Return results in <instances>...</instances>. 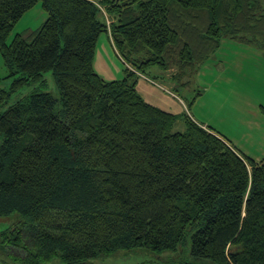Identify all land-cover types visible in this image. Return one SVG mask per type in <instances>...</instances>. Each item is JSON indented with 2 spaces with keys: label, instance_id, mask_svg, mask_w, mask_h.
Here are the masks:
<instances>
[{
  "label": "trees",
  "instance_id": "1",
  "mask_svg": "<svg viewBox=\"0 0 264 264\" xmlns=\"http://www.w3.org/2000/svg\"><path fill=\"white\" fill-rule=\"evenodd\" d=\"M39 1L40 29L8 43ZM103 32L126 63L122 79L95 68ZM225 38L264 50V0H0V52L18 75L0 106L49 70L60 90L0 111V216L15 218L0 252L20 264H87L183 248L184 264H264V157L136 87L150 67L180 79ZM180 115L187 128L172 131Z\"/></svg>",
  "mask_w": 264,
  "mask_h": 264
},
{
  "label": "rangeland",
  "instance_id": "2",
  "mask_svg": "<svg viewBox=\"0 0 264 264\" xmlns=\"http://www.w3.org/2000/svg\"><path fill=\"white\" fill-rule=\"evenodd\" d=\"M102 11L103 18L107 23H111L112 17L107 14L105 8ZM46 18L47 12L39 1L15 24L8 37V43L17 34H22L25 38H29L32 33L34 35ZM95 66L98 72L109 80L122 79L126 74V63L117 53L107 32H103L98 38ZM156 69L150 67L147 75L151 76V71H160L164 72L162 75H165V78L152 79L151 82L139 76V73L137 76L136 87L138 83L142 91L145 85L150 87L146 93L148 101L153 103L151 98L160 100L164 104L158 103L159 106L177 114L187 112L193 120L203 121L218 130L236 148L253 159L260 161L264 157V50L258 45L225 38L220 48L204 65L188 71L177 80L171 79L172 74L177 72L176 68L171 67L166 71ZM16 76L10 75L0 52V92L9 91ZM43 79V82H31L12 92L0 106V111L3 112L34 91H48L54 97H59L60 90L53 71H46ZM183 82L186 83L185 86L180 85ZM175 86L177 88H174ZM186 128L180 115L171 130L185 131ZM1 142L0 134V145ZM14 222V217L0 216V242L4 240L3 234L8 232ZM183 250L180 248L176 252L164 251L160 255L135 249L122 250L96 257L97 261L93 264H184ZM0 264L20 263L13 261L12 256L0 252ZM42 264L62 262L55 259Z\"/></svg>",
  "mask_w": 264,
  "mask_h": 264
},
{
  "label": "crops",
  "instance_id": "3",
  "mask_svg": "<svg viewBox=\"0 0 264 264\" xmlns=\"http://www.w3.org/2000/svg\"><path fill=\"white\" fill-rule=\"evenodd\" d=\"M111 42H112V40H111ZM114 46V45H113ZM106 65V64H105ZM95 68H96V66H95ZM97 70V69H96ZM156 70H158V69H156ZM98 71V70H97ZM154 73L156 74V73H159L158 71H154ZM139 76H142V77H144L146 80H149V81H151V82H153V80H152V78L150 77V76H148V75H146V74H139ZM137 89H138V91L143 95V97L145 98V99H147V100H149V98H147L146 96L148 95V94H146L147 93V90L148 89H150V87L149 86H147L146 87V85L144 86V88H143V91L139 88V83H138V87H137ZM168 91H170V90H168ZM154 102V104H157V105H159L158 103H160V104H164V102H162V101H160V100H156V99H154V98H151ZM181 101H183V100H181ZM183 103H184V105H186V103L183 101ZM162 107V106H161ZM162 108H164V107H162ZM164 109H166V108H164ZM168 110V109H167ZM195 121H197L198 123H203V124H205L206 125V123L205 122H201V121H198L197 119H194ZM207 126V125H206Z\"/></svg>",
  "mask_w": 264,
  "mask_h": 264
},
{
  "label": "flooded vegetation",
  "instance_id": "4",
  "mask_svg": "<svg viewBox=\"0 0 264 264\" xmlns=\"http://www.w3.org/2000/svg\"><path fill=\"white\" fill-rule=\"evenodd\" d=\"M95 261H97V259H94L93 261L87 263V264H93ZM102 261H105V260H102Z\"/></svg>",
  "mask_w": 264,
  "mask_h": 264
}]
</instances>
